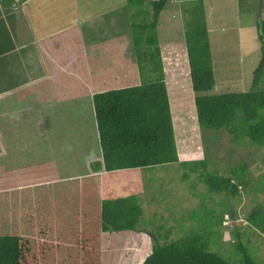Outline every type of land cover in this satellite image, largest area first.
Listing matches in <instances>:
<instances>
[{
  "label": "trees",
  "instance_id": "obj_1",
  "mask_svg": "<svg viewBox=\"0 0 264 264\" xmlns=\"http://www.w3.org/2000/svg\"><path fill=\"white\" fill-rule=\"evenodd\" d=\"M127 1L133 10L131 32L137 62L140 66L149 62L152 74L140 70V81L134 85L83 95L81 103L89 119L82 125H91L96 131L100 152V158L91 165L93 175L61 178L58 173L37 169L32 174L21 172L20 177L29 182L18 186L8 182V166L5 158L0 160V264H103L104 234L140 230L143 209L134 195L101 198L94 175L179 163L174 110L195 107L201 129L227 130L235 143L246 141L257 148L264 147V89H259L264 81V20L257 24L261 58L253 73L251 90L205 95L214 89L216 77L204 0H180L184 41L165 44L163 48L159 19L171 0L153 1L148 7H143V0ZM13 49V44L0 48V56ZM0 65L5 69L10 61L4 58ZM1 76L2 91L20 84L19 74H11L9 79L2 73ZM179 79L190 83L183 91V101L178 99L174 84ZM191 92L197 96L192 97ZM84 100H88L90 109ZM50 109L48 117L35 113L31 120L45 133L54 135L60 132L56 131L59 119L64 121L70 109ZM18 163L23 164V159ZM183 165L187 167L188 163ZM208 165L204 159L194 162V168L189 170L200 172L199 179L209 194H225L227 199L242 197L243 189L249 187L246 164L232 168L230 176L208 172ZM255 188L257 192L264 191L263 181L256 182L252 193ZM222 207L221 211L207 213L206 230L190 232L176 240H168L167 233L166 241H162L161 233L156 234L159 241L142 264H256L241 242L240 263H231L212 250L213 242L221 239L225 214L233 213L227 204ZM247 223L253 231L264 233V207L256 206Z\"/></svg>",
  "mask_w": 264,
  "mask_h": 264
},
{
  "label": "rangeland",
  "instance_id": "obj_2",
  "mask_svg": "<svg viewBox=\"0 0 264 264\" xmlns=\"http://www.w3.org/2000/svg\"><path fill=\"white\" fill-rule=\"evenodd\" d=\"M62 1L66 9L61 11V14L55 13L60 15L59 19L66 20L68 16L70 20L96 21L84 25L86 45L82 43V69H79L78 73L81 76L83 74V77L79 79L77 77L76 80L71 78L73 74L62 72L61 81L52 83L56 87L63 84L75 89L64 94L72 96L73 100L71 104L65 102L70 110L65 120L59 119L60 123H57L56 131L60 132L47 138V135H43L41 127L28 116H22L21 120L9 124L14 128V123H17L15 128L19 134L18 137L16 135L8 137L12 138L11 147L0 151L4 153L0 160L5 158L8 166L5 167V171L11 176L8 182H15L20 186H25L29 182L19 180L21 172L26 173L32 169L27 168L30 164L27 166L26 162L34 159V155L39 152H44L41 153L42 158H39L42 162L39 167L45 169L44 166L49 164L50 156L51 167L61 175V178H87L94 174L91 165L100 158V152L97 148L96 131L91 125L89 128L84 125L85 123L82 125L83 120H88L89 116L88 111L83 110L81 99L78 98L79 84L82 85L83 95L87 96L86 94L114 87L134 85L140 81V70L145 71V74H152L153 66L149 62H144L140 66L134 52L128 21L133 10L131 13H125L124 17L123 14H119L121 18L119 15L116 17L115 13L106 12L123 9L127 12L125 5L127 0ZM94 1L97 3L100 1V4L103 2L107 7L96 4L99 9L93 7L92 10L88 3ZM144 1L145 6L148 0ZM204 2H207L205 13L211 32L210 42L216 77L214 89L205 95L250 91L253 73L261 58L257 24L259 20H264V1L259 18L260 0H229L223 11L228 21L227 24L224 22L226 25L224 29H222L224 24L215 16L217 6L215 1ZM72 3H77L80 13ZM168 5L159 21L161 48L172 41L179 43L184 41L183 5L180 0H174ZM172 11L173 17L169 20L168 16ZM220 16L222 17V13ZM110 20L114 23H109ZM118 23L125 25L110 28V25ZM66 65L71 67L72 63L67 60ZM174 84L178 99L186 100L184 90L190 87V83L179 79ZM259 89H264V81ZM195 96L197 95L192 93V97ZM85 100L86 107L90 109L88 100ZM37 101L41 104L40 98ZM173 115L179 146V163L154 169L142 168L94 175L101 198L134 195L140 200L143 209L140 230L104 234L103 264H142L151 253L153 245L159 241L156 234L161 233L162 241H166L167 233L168 240H176L190 232L206 230L204 220L207 213L212 210L221 211L224 208L223 204H227L233 213L225 214L223 230L219 234L221 239L213 242L212 250L220 253L231 263H240L242 252L238 248V243L241 242L247 246L248 253L256 264H264V233L257 232L256 229L253 231V227L247 223L249 213L256 206L264 207V191L257 192L258 188H255L253 193L251 192L258 180L264 183V147L257 148L246 141L235 143L227 130L201 129L195 107L174 110ZM9 152L14 153L12 155ZM20 159H23V164L18 165ZM204 159L209 162L208 172L218 171L226 176H230L232 168L246 164L248 166L246 181L249 182V187L243 189L242 197L227 199L225 194H209L206 184L199 179L200 172L189 170L194 168V162ZM183 163H188V166L185 167ZM37 169L35 166L33 173ZM199 170L204 171L201 168ZM28 174H32L31 171ZM186 174H189L188 178H185Z\"/></svg>",
  "mask_w": 264,
  "mask_h": 264
},
{
  "label": "crops",
  "instance_id": "obj_3",
  "mask_svg": "<svg viewBox=\"0 0 264 264\" xmlns=\"http://www.w3.org/2000/svg\"><path fill=\"white\" fill-rule=\"evenodd\" d=\"M153 1L157 0H148V3L143 6L148 7V4ZM173 1L174 0H171L170 4ZM213 1L217 4V6H215V16L219 17L221 23L224 24L225 22V24H227V17H224L223 14L225 13L223 11L226 5H228L227 2L229 0ZM143 2L145 1L143 0ZM88 4L91 5L92 10L93 7L99 9L97 8L99 6H96V4L105 7V3L102 2L100 4V1L98 3L97 1L89 2ZM60 5L63 7L60 8ZM72 5H75L76 11L80 13L77 3H72ZM125 5L128 9L127 12H125L124 9L106 12L115 13L116 17L119 14H123L122 17H124L125 13H131L129 1H126ZM204 5L206 9L207 2H204ZM64 6L62 0H28L23 3H21L20 0H0V48L8 47L10 44L14 45L12 51L5 53L4 57L3 55L0 56V64L4 58L10 61V65L5 69L0 65V78L2 77L1 73L8 79L11 74L14 76L20 75L18 81V83H20L19 85L7 91L0 90V151L2 152L4 148L11 147L10 142H12V138L8 137L14 135L18 137L19 134L15 128L17 123H14V128L9 126L10 123L21 120L22 116H28L29 118V116L35 115V113L37 116H42V118L44 115L48 117L51 115L50 112L52 111L50 108L59 109V107L63 108L66 106L65 102L72 103L73 97L64 96V94L75 89L63 86V84L56 87L52 83L61 81L60 73L62 72L73 74L71 78H75L76 80L77 77L78 79L83 77V74L81 76L78 73L79 69H82V43L86 45L84 25L87 26L89 22L96 20H87V22L85 19H82V21L75 19L70 20L68 16L66 20H61L59 19L60 15H56L55 13H60L65 10L66 8ZM221 13L223 18L220 16ZM172 14L173 11L170 12L168 16L170 17L169 20H172ZM119 18H121L120 15ZM128 21L131 28V17H129ZM108 22L114 23L111 20ZM225 24L222 25L223 27L221 26L222 29L226 27ZM124 25L125 24L120 25L118 23L117 25H110V28L115 29L123 27ZM105 27L109 28L106 25ZM159 27L160 26H158V28ZM210 33L209 29V34ZM170 43L180 44L176 41L167 44ZM67 60L72 63L71 67H67ZM73 64L75 68H73ZM77 91L80 92L78 98L83 101L84 91L81 84L77 87ZM39 98L41 104L37 101ZM47 123H49V121ZM44 134L47 135V138H50V132L45 133L43 131V135ZM2 142L4 144H2ZM41 153L44 152H39L34 155V159L26 162L27 166L30 164L27 168H32L30 171L34 172L36 166L38 169L57 173L56 170L51 167L50 156L48 160L49 164L44 166L45 169L39 167V165L42 164L40 161L42 158L40 157L42 156ZM20 179L27 181L24 177H19V180Z\"/></svg>",
  "mask_w": 264,
  "mask_h": 264
},
{
  "label": "water",
  "instance_id": "obj_4",
  "mask_svg": "<svg viewBox=\"0 0 264 264\" xmlns=\"http://www.w3.org/2000/svg\"><path fill=\"white\" fill-rule=\"evenodd\" d=\"M263 1L264 0H260V3H259V8H258V11H259V18H261V7H262V4H263Z\"/></svg>",
  "mask_w": 264,
  "mask_h": 264
}]
</instances>
